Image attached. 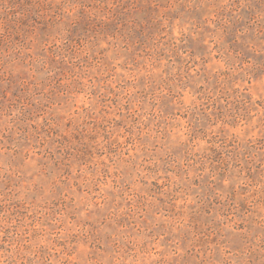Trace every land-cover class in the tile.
<instances>
[{"label": "rangeland", "instance_id": "374dc122", "mask_svg": "<svg viewBox=\"0 0 264 264\" xmlns=\"http://www.w3.org/2000/svg\"><path fill=\"white\" fill-rule=\"evenodd\" d=\"M0 264H264V0H0Z\"/></svg>", "mask_w": 264, "mask_h": 264}]
</instances>
